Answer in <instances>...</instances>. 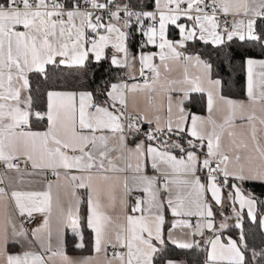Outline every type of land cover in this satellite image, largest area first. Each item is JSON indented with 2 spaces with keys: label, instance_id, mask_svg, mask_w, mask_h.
Listing matches in <instances>:
<instances>
[{
  "label": "snow or ice",
  "instance_id": "obj_1",
  "mask_svg": "<svg viewBox=\"0 0 264 264\" xmlns=\"http://www.w3.org/2000/svg\"><path fill=\"white\" fill-rule=\"evenodd\" d=\"M0 264H264V0H0Z\"/></svg>",
  "mask_w": 264,
  "mask_h": 264
},
{
  "label": "trees",
  "instance_id": "obj_2",
  "mask_svg": "<svg viewBox=\"0 0 264 264\" xmlns=\"http://www.w3.org/2000/svg\"><path fill=\"white\" fill-rule=\"evenodd\" d=\"M201 51H204V49L201 48ZM209 51H211V50L209 49ZM205 54L207 55V53H205ZM253 55H256V53H253ZM230 75H231V73H230ZM241 75H242V74H240V73L238 72V73L236 74V76L233 77V79L236 80V81H239ZM235 88H239V83H236V84H235ZM257 192L259 193V189L257 190ZM226 211H227V209H226ZM67 251H68V252L74 251V248L71 247L70 243H69V245H68ZM177 258H178V259H184L185 257L181 254V255H179ZM187 258L190 259V260H192L193 262L196 260V256H195V255H191L190 257H187Z\"/></svg>",
  "mask_w": 264,
  "mask_h": 264
},
{
  "label": "crops",
  "instance_id": "obj_3",
  "mask_svg": "<svg viewBox=\"0 0 264 264\" xmlns=\"http://www.w3.org/2000/svg\"><path fill=\"white\" fill-rule=\"evenodd\" d=\"M227 212H230V209H227ZM67 253H68L69 256H71L73 258H81V257L87 256V255L90 254L86 250H76V249H74V251H71V252L67 251Z\"/></svg>",
  "mask_w": 264,
  "mask_h": 264
}]
</instances>
